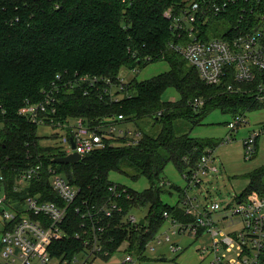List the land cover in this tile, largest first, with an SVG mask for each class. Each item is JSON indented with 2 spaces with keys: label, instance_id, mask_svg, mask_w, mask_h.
I'll return each instance as SVG.
<instances>
[{
  "label": "trees",
  "instance_id": "trees-1",
  "mask_svg": "<svg viewBox=\"0 0 264 264\" xmlns=\"http://www.w3.org/2000/svg\"><path fill=\"white\" fill-rule=\"evenodd\" d=\"M195 1L210 5L229 2L226 12L201 19L198 28L203 39H208L206 32L212 24L217 30L216 22L229 26L221 37L235 36L246 24L241 21L242 15L254 19L251 11L258 9L246 0H131L127 3L122 0H0V157L8 168L34 163L36 154L49 150L41 146L38 126L20 117L18 112L26 101H40L43 90L57 75L114 77L123 70L143 69L154 62L166 61L170 65L169 71L152 79L133 78L129 89L135 90L134 95L120 103H107V99L95 93L64 97L61 110L66 117L123 114L137 121L151 119L160 126V131L157 136L143 131V138L135 147L108 149L87 155L75 164L62 165L61 171L80 194L70 206L64 224L67 236L53 244L52 255H72L82 248L75 233L82 224L91 223L82 213L95 211L108 201L109 187L115 184L110 178L114 172L128 175L127 171L131 170L137 174L132 176L134 180L144 177L151 184L141 193L127 188L132 199L121 200L120 204L124 207L123 215L133 207H149V218L144 219L148 225L142 227L141 236L134 233L131 239L135 243L152 238L165 223L164 212L175 213V207L162 203L164 190L155 187L166 166L172 163L182 171L187 167L185 157L194 162L205 147L214 146L190 134L178 135L174 121L187 117L193 124H199L197 119L203 118L208 105L234 115L258 110L249 99L207 86L195 68L182 69V59L171 47L177 38L165 13L172 9L178 14ZM169 88L179 92L180 101L162 100ZM195 97L206 99L198 114L189 105ZM159 112L162 116H158ZM31 153L34 155L28 160ZM45 164L51 165L52 160H46ZM13 175L11 171L7 173L8 190L13 185ZM40 186L45 193L44 200L62 205L46 178ZM38 187L34 185L30 192L35 193ZM254 191L264 192V168L251 176L242 196ZM75 206L81 208V213H76ZM123 218L115 216L106 222L111 228L105 237L113 236L117 245L128 234V224Z\"/></svg>",
  "mask_w": 264,
  "mask_h": 264
},
{
  "label": "built area",
  "instance_id": "built-area-1",
  "mask_svg": "<svg viewBox=\"0 0 264 264\" xmlns=\"http://www.w3.org/2000/svg\"><path fill=\"white\" fill-rule=\"evenodd\" d=\"M124 3L131 0H122ZM248 4L262 8L264 0H246ZM229 2L210 5L204 1H195L182 8L178 14L168 10L165 16L171 21V28L177 38L172 49L190 66L195 68L200 80L207 86L222 88L230 95L249 99L258 110H264V20L252 28L230 38L203 39L198 24L201 19L227 11ZM258 9L251 14L258 15ZM244 27H250L256 21L242 15ZM225 35H228L227 33ZM136 67L125 70L135 77L140 72ZM121 73L117 76H92L75 73L59 74L53 83L43 90L38 102L26 101L19 109V116L29 123L40 126H52L61 131L58 144H41L49 150L35 155V162L25 166L8 168L0 157V217L4 228L0 243V264H138L150 261L149 254L155 250V244H162L163 238L174 253L183 248L172 242V236L201 239L205 235L212 240L210 246L199 249L205 264H264V192L254 191L235 199V205L222 210L219 203L206 205L193 197L190 191L200 189L210 173L218 171L216 149L205 147L196 161L184 158L187 167L179 171L187 186L179 188V201L175 213L164 212L163 218L168 224L164 232L161 228L152 238L141 242H132V235L138 233L148 222L130 215L135 207L125 215L121 200H131L127 187L113 184L109 187L108 201L98 209L82 213L91 223L82 224L75 233L82 248L72 255H52L54 243L67 236L64 224L70 206L79 198L80 190L72 185L67 177L58 170L54 159L78 154L83 159L92 153L121 147H135L143 138L144 132L138 121L123 114L98 115L93 118L71 117L62 114L61 106L66 96L80 93L83 96L98 94L107 103H120L131 98L135 90L129 89V82ZM204 97H195L189 102L194 111L205 106ZM251 112V111H248ZM233 115L228 122L229 134L221 145L234 139L232 134L246 126V113ZM162 112L158 116H162ZM264 136V123L244 139L247 157L255 156L259 138ZM51 137H49V140ZM74 145V146H73ZM34 154L28 155V160ZM32 159V158H31ZM52 160L46 165V160ZM13 173V185L7 189V173ZM46 178L52 193L62 201L59 205L44 200L45 193L40 184ZM39 186L35 193L30 190ZM155 187L163 189L173 187L170 181L161 178ZM76 213L81 208L75 206ZM179 212V213H176ZM179 215V217H178ZM115 216H122L128 224L127 237L119 245L115 238L105 237L111 228L106 223ZM182 216V218H181ZM144 220V225L141 221ZM162 232V233H161ZM121 255V256H119Z\"/></svg>",
  "mask_w": 264,
  "mask_h": 264
},
{
  "label": "rangeland",
  "instance_id": "rangeland-1",
  "mask_svg": "<svg viewBox=\"0 0 264 264\" xmlns=\"http://www.w3.org/2000/svg\"><path fill=\"white\" fill-rule=\"evenodd\" d=\"M264 8V7H262ZM258 15L255 22L250 27H243L238 31L240 33L250 32L252 28L259 22L264 20V10L258 9ZM216 21V20H215ZM217 23V30L213 27V24L208 27L206 32L207 37L214 39L220 38L225 32L229 30V26L225 24ZM233 35V34H232ZM226 36V38H230ZM179 56V55H178ZM182 60V69L193 68L188 62L179 56ZM170 70V65L166 61H159L150 63L143 69H139L140 72L135 74L138 81H146L152 79L164 72ZM121 75L127 79L133 78L128 71L123 70ZM180 94L174 88L167 89L162 96L164 102L177 103L180 101ZM203 108V107H202ZM201 108V109H202ZM206 113L200 120L199 124H193L187 117L174 121L175 130L178 135L190 134L193 138L204 142H211L216 149V159L218 171L210 173L205 183L200 189L190 191L193 197H197L200 203L206 205L209 202L219 203L224 208L235 205V199L243 191H245L251 182V176L264 168V136L259 138L258 152L253 156L247 157L244 148V139L248 138L250 133L257 131L264 123V110H255L246 113V120L248 125L240 127L237 132L232 134L234 139L232 142L221 145L222 141L226 139L229 134L227 128L228 122L233 120V115L230 112H224L221 108H211L208 105ZM200 109L194 111L196 114L200 113ZM242 113V112H240ZM138 126L144 132L149 133L152 136H157L160 131V126L155 125L151 119H144L138 121ZM37 135L40 138L41 144H58L59 138L62 136L61 131L52 126H40L38 127ZM49 137L51 139L49 140ZM66 177L64 171H61ZM126 174L114 172L110 175L111 180L115 184L125 186L133 189L138 193H141L151 187V184L144 177L134 180L136 172L128 170ZM133 176V177H132ZM165 181H170L173 187H165L162 190L161 200L164 205L175 207L179 201V188L183 189L187 186L186 182L182 178L179 170L171 163L166 166L164 172L161 175ZM167 210V209H166ZM149 207H145L139 210H132L130 215L137 217L138 219L149 218ZM125 220V218H124ZM168 224L165 222L162 226L164 232ZM4 223L0 217V243L2 238V231ZM161 232V233H162ZM172 242H176L181 245L183 250L178 253L172 252L169 244L163 238L162 244H155V250L149 254L150 261L141 262L138 264H205L202 261L199 249L203 246H210L212 240L209 236L205 235L203 238L194 239L193 237H180L178 235L172 236ZM121 256V255H119ZM165 258L166 261H161Z\"/></svg>",
  "mask_w": 264,
  "mask_h": 264
},
{
  "label": "water",
  "instance_id": "water-1",
  "mask_svg": "<svg viewBox=\"0 0 264 264\" xmlns=\"http://www.w3.org/2000/svg\"><path fill=\"white\" fill-rule=\"evenodd\" d=\"M81 160H82L81 156L75 153L66 157L54 159L53 163H55L57 165L58 170H60L63 164H75ZM144 223L145 221L142 220L141 224L144 225ZM161 261H166V259L163 258L161 259Z\"/></svg>",
  "mask_w": 264,
  "mask_h": 264
},
{
  "label": "crops",
  "instance_id": "crops-1",
  "mask_svg": "<svg viewBox=\"0 0 264 264\" xmlns=\"http://www.w3.org/2000/svg\"><path fill=\"white\" fill-rule=\"evenodd\" d=\"M257 152H258V147H257ZM253 158H255V156Z\"/></svg>",
  "mask_w": 264,
  "mask_h": 264
}]
</instances>
